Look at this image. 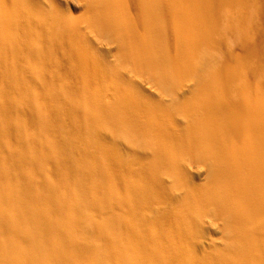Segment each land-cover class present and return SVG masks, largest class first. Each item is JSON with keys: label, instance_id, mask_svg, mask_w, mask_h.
<instances>
[{"label": "bare ground", "instance_id": "bare-ground-1", "mask_svg": "<svg viewBox=\"0 0 264 264\" xmlns=\"http://www.w3.org/2000/svg\"><path fill=\"white\" fill-rule=\"evenodd\" d=\"M76 1L75 10H84L95 26L109 32L119 42L117 54L121 62L128 63L132 57L135 59L133 72L139 71L142 64L152 71L154 75L150 81L159 86L162 101L155 102L154 107L139 106L132 94L117 90L126 103L120 104L119 109L111 105H95L91 99L93 90L108 94V86H112L105 70L108 65L95 61V73L89 70V61L83 57L84 50L75 46L76 31L72 30L75 26L82 27L83 17L71 15L67 7L69 0H0V41L4 49L9 52L17 50L9 44L7 37L19 36L32 41L61 37L82 56L79 66L84 73L82 83L85 87L79 92L85 103H77L57 88L48 96L56 110L65 108L77 132L85 133L81 146L67 136L59 140L71 171L62 173L66 161L57 158L55 142L50 140L38 141L40 148L37 150L26 147L19 158L20 164L33 169L39 179L34 175L29 177L30 185L27 184V175L23 174L27 178H23V182L14 178L16 182L12 179L14 183L10 188L4 186V172L0 167V264H50L45 260L44 252L57 264H81L78 261L81 254L93 259L94 264L112 261L105 252L90 256L89 243L84 237L79 239L80 235L96 230V240L102 250L110 246L114 248L118 243L110 230L113 226L124 228L117 210L126 201L114 194L112 199L106 200L103 193L89 188L91 180L104 185L109 179L105 176L109 170L119 172L112 175L118 183L129 184L131 190L127 202L139 199L140 205L160 216L155 220L143 218L138 224L143 240H152L161 248L160 254L135 245L138 252H146L159 264H247L244 258L249 260L248 264H264V107L260 103L263 94L256 93H263V89L252 88L257 80L263 83L259 78L263 77L264 71V30L254 24L251 26L246 19L251 12L249 3L258 4L261 0H130L137 16L134 20L129 19L131 29L122 28L115 22L112 12L117 3L114 0ZM228 7L241 12V16L228 18L229 27L236 24L245 31L240 39L242 57L239 58L232 52L225 53L222 46L224 34L221 26ZM256 10L252 11L258 17V25H264V12ZM142 32L146 34L145 39ZM130 43L135 49H131ZM191 46L202 52L204 49L218 50L223 61L221 64L203 59L198 64L195 62L196 70L190 72L192 84L183 99H179L171 88L172 72L189 74L187 64L195 59ZM155 49L158 51L154 52ZM238 59L246 62L244 70L250 78L241 85L240 76L239 79L235 76L232 66L238 63ZM33 82L36 86L40 84L39 80ZM29 83L21 82L23 87L15 88L17 103L10 101L5 107L11 108L19 103L21 108L33 111V122L39 123L37 128L42 131L45 127H41L40 122L47 118L41 104L34 100L27 88L24 89ZM162 85L168 88V104L163 101ZM173 109L177 111L178 119L172 114ZM189 109L191 114L187 113ZM77 117L84 120L83 125L77 122ZM122 119L127 132H123L120 126ZM105 125L115 131L116 137L129 138L127 134H132L130 149L134 154L140 153L137 156L143 163L142 168H134L120 158V155L124 156L120 145L116 140L107 141L108 136L105 138L101 132ZM46 126L48 130V124ZM143 134L156 135L162 143L154 147L142 139ZM26 144L27 141L24 147ZM172 150L196 154L206 170L204 181L190 187L186 197L181 199L180 203L186 204L183 210L173 208L175 194L164 190L165 167L175 165L169 157L168 151ZM96 151L109 156L113 153L119 164L114 161L108 166L98 164ZM49 167L59 175L56 180L48 173ZM37 180L39 184L35 187L33 183ZM226 187L231 189L235 198H231ZM165 194L168 197L161 201ZM100 198L107 201L106 206L98 203ZM194 206L211 210L219 221L215 226L222 231L218 238L206 232L209 243L203 252L205 261H192L181 250V242H176V237L180 241L178 236L191 239L192 232H188V227L174 228L175 237L162 230L158 236L149 235L144 229L152 222L156 226L168 225L170 215L177 217L176 221L188 223L186 219L194 216L191 213ZM114 209L116 211H112ZM71 211L78 212L79 219L73 220ZM95 233L87 235L95 237ZM122 242L131 248L130 238H124ZM118 260L122 264H137L127 256H120Z\"/></svg>", "mask_w": 264, "mask_h": 264}, {"label": "rangeland", "instance_id": "rangeland-1", "mask_svg": "<svg viewBox=\"0 0 264 264\" xmlns=\"http://www.w3.org/2000/svg\"><path fill=\"white\" fill-rule=\"evenodd\" d=\"M114 1L117 3V8L112 12L114 15L115 22L117 23L118 26L122 28L131 29L132 26L131 24H129V19L134 20L137 18L135 12L132 10L131 1L130 0H114ZM77 4L78 3L76 0H69V4L67 5L73 17H79V16L83 17L82 27L75 26L72 29L76 31L77 39L75 40V42L77 45L75 46L76 47L78 46L79 49L84 50L85 55L83 57L88 59L89 70L91 72L95 73L94 71L96 67L93 64V62L95 61L103 63L104 65L105 64L108 65L105 68V70L112 84V86L111 85L108 86V91H107L108 94L106 93L100 94L101 92L99 90H93L94 94L92 95L91 98L92 102L95 105H99V106L111 105L113 107H118L119 109V105L123 104L124 102L122 101L123 98L119 95V92H117V90L121 91L124 94L127 93L132 94L133 98L137 100L139 106L145 105L146 107H154L155 102H157L158 100L162 101L161 100L162 97L160 96V92L158 90L159 86L154 85L150 81L154 75L152 71L149 70V68L145 64H142L141 67L139 68V71L133 72L132 65L133 62H135V59L132 57H129L128 63L121 62L119 60V55H118L119 53L117 54L119 42L115 38H113V35H111L109 32L103 31L99 27L95 26L91 20V16L89 14H86L84 10H75L74 6H76ZM249 5H251L249 6L250 8L249 10L251 12L248 13L246 19L248 20L250 25L251 24H254V26L257 25L259 26V29L264 30V25L263 24L258 25L259 23L258 17L255 16L254 11H252L254 9L255 10L257 9L256 11H258L259 9L264 12V0H261L258 4H254L251 2L249 3ZM225 10H226L224 11L225 17H223V25L221 26L222 34H224L223 36L224 41L222 46L225 53L232 52L236 58H239L242 57L240 53L242 49L240 39L241 36H243V34L245 33V31L239 28L236 24H233V26L229 27L228 18L230 16L231 17L241 16V12L233 10L229 7L226 8ZM194 20L195 18H193V21ZM141 35L145 39L146 34L142 32ZM6 40L9 42V44H11L17 49L15 52L6 51L4 49L3 43L0 41V167L4 172V176L2 175V182L4 186L10 188L11 184L14 183L15 180L14 178L23 182V178H26L23 176V174L27 175L28 178L27 184L30 185L29 177L36 175L33 169L26 167L20 164L19 162V158L24 154V150L26 147L31 150H37L40 148V147L38 148V143H37L38 141L50 140L52 142H55V147H56L55 154H57V158L65 162L67 158L61 151L59 140L63 139V136H67L72 138V140L75 142L76 145L81 146L83 140L82 137L84 138L85 133L80 131L77 132L78 130L76 129V127H74L73 123L71 122V119L65 108L56 110V108L54 107L55 105L52 106L53 105L51 103L52 101L48 97L49 94L52 93L51 91L57 88L61 94L66 95L67 97L70 96L71 98L76 100L77 103L78 102L85 103V100L83 97L79 96V92L83 90L84 87V84L82 83V74L84 73L81 67L79 66V61L82 56L80 57L79 52L77 50H74L69 42L63 41L61 37L58 38V36L55 37L53 40H49L45 38L41 40L38 39L32 41L27 39L25 40L19 36L7 37ZM130 47L131 49H135L133 43H130ZM192 48H193L192 52L195 53V59L193 60V62L189 61L187 64V69L189 70V74L182 75L176 73L175 71L172 72L173 80H172L171 88L174 94H176L179 97V99H183V96L187 94L190 88V84H192V81L190 82V80H193L191 79L193 78V75L192 74L190 75V72L191 70L192 71L196 70L194 69L193 66L195 62L198 64L203 59L204 61L209 60L212 63L216 62L221 64L223 61V58L218 50L204 49L205 52H202L201 50L196 49L194 46ZM24 49H30V51L25 52ZM155 51L158 50L155 49L154 52ZM90 62H92V64H90ZM251 62L255 63V60H252ZM244 64H246V62L243 59H238V63L232 65L235 76L236 77L240 76V79L238 77V79L241 80L240 85L242 83L245 84L248 81V79H250L248 74L244 70L245 67ZM248 64H250V62H248ZM118 73L120 74V76ZM259 79H261L263 83H260V81L258 80L257 81L252 80L253 82L256 81L255 83H253L254 85L252 84V88L254 89L255 87L254 90H261L262 88L263 91L261 90V92L263 93H259L260 91L258 92L256 91V93H258V95L263 94L262 96H264V85H263L264 71H263V77H260ZM32 80L34 81L39 80L40 84L42 85L39 84L38 86H36L34 82L33 84L31 83ZM28 81H30V83L28 85H25L24 89L27 88L29 90V93L34 98V100L37 101V103L41 104L45 112V116L47 118L46 121L44 120L43 122H40V126L45 127V129H42V131H40L39 128H37L39 127L38 125L39 123L35 124L33 122V117L31 113L33 111L26 109L24 107L21 108V104L19 103L12 105L11 108L5 107V105L8 104V102L10 101L13 104L16 102L17 93L15 91V88L23 87L21 85V82L24 83ZM113 85L115 87H113ZM160 88L161 91L163 92V101H165V104H168L169 101H167V99L169 98V96H167L166 94L168 93V88H166L163 85ZM262 96L260 103L264 107V97ZM191 111L192 110L189 109L187 113L191 114L192 113ZM93 112H95V110H93ZM176 112L177 111L173 109L172 114L175 116L176 119H178L176 117L177 115H175ZM77 118H78L77 122H79V124L84 123V120H81L79 117ZM47 124L49 128L48 130L46 126ZM90 124H92V122H90ZM172 125L173 124H171V126ZM120 126L123 128V132H127L124 131V128L126 127V123L123 119L120 122ZM101 132L104 133L103 136H105V138H107L108 136L107 141L116 140V142L120 145L121 151L123 152L124 155V156L120 155V158H122L126 162H130L129 165H132L134 168L139 169L143 167V163L138 158L140 153L134 154V152L130 149V143H133L132 142L133 138H131L133 137L131 136L132 134L129 135V133L128 134L124 133L127 134V136H130L129 138L128 137L126 138L125 136L123 137L124 139L122 137L121 138L116 137L114 134L115 131L113 132L110 129V126L108 125H105L104 128H102ZM142 139L148 142V144L151 143V145L153 146L154 145L158 146V144L162 143L159 142L156 135L143 134ZM26 141L27 144L24 147L23 144ZM168 152H169V157L171 158V160L175 162V165L165 167L166 175L163 180L164 190H166L167 193L171 192L175 194L173 195L175 198L172 204L173 208H181L183 210L186 204L180 203L181 199L186 197V192L190 191V187H193L198 184L200 185L204 181L203 178L206 175V170L204 166H201L202 164L199 162L200 160L199 157H197L196 154L194 153L188 154V151L186 150H182L181 153L180 150L178 151L172 150ZM95 154L97 157L98 164L102 166H108L110 165L109 163H113V161L114 162L118 161L113 153H111L112 155L109 156V155H103L100 152L96 151ZM175 160L177 161V163ZM65 164L67 166L62 167V173L67 174L69 170L71 171V169H69L70 166H68L67 161L65 162ZM123 165H126V163H123ZM47 171L52 176L53 180H56L55 177L57 178L59 177V175H56V173L53 172L50 167L48 168ZM114 174L118 175L119 172L115 171L113 173L112 170L106 172L105 176L106 178L109 179L105 181L104 185L97 184V181L91 180L89 182L90 185L89 188L90 189L93 188V190L98 191V193H103L104 198L106 200L112 199L114 194L118 197L119 196L122 197L123 200L126 201L124 204H122L119 210H117L119 211L123 224L126 227L124 226V228H119L113 226L112 229L110 230L112 232L110 233L115 238H117L116 240L118 241V243L114 246V248L110 246L108 248L105 247V250H102L98 245L99 244L98 240H96L97 239L96 230L94 231L90 230L91 233L89 232L90 235L96 232L95 237L88 236L89 235L88 233H87L88 235L86 234L87 235L86 236L84 233L83 235L79 236V239L82 240L85 238L84 241H87L89 243L88 250L91 254L90 256H99L103 252L107 254L109 253L108 255H110L112 261H109L108 264H122L118 260V257L120 256L121 257L127 256L137 264H159L158 261L151 259L146 252L143 251L138 252L137 250H135L134 246L139 245L141 248L145 249L146 251L149 250L150 252L160 254L161 248L153 244L151 242L152 241L151 239H150L151 241L145 239L143 240V238L141 237L142 235V231L140 230L141 226L138 225L139 221L144 220L143 218H147V219L152 218V220H155L157 217L160 216L158 213L157 215L152 214V212L145 209L144 205L142 204L140 205L139 199H129L128 200L129 203H128L126 198L131 188L129 184L124 185L122 183H118L116 179L112 177V175ZM123 174L129 175L128 172H124ZM38 180L33 183L35 187H37V185L39 184ZM58 180L59 179H57V181ZM225 189L229 192L231 198H235L234 193L231 191V189L227 187ZM113 191L116 194L113 193ZM165 196L166 194L163 197H161V201L164 200ZM104 198L103 199L100 198L98 202L103 207L107 205V201L104 200ZM198 199L201 198L198 197ZM159 201L160 199L158 200V202ZM238 204H240V201L238 202ZM128 205H131V207H129ZM135 208L138 209L137 210L138 212H136ZM112 211H116V209ZM134 212L136 213L134 214ZM191 213L194 216H192L191 219L190 216L187 218L188 220L186 219L188 223L185 224L186 225L189 224L187 226H184L185 224L183 223V220L181 221L178 219V221H176L177 217L175 216L172 217L170 215L168 217V220L170 222L168 225L156 226L152 222L151 224H147V226L144 228L145 232H147L149 235L151 234L153 236H158L160 230H162L170 233L172 237H175L174 228L175 229H177V227L189 228L190 226L189 228L190 230L188 228L187 230L188 232L189 231L192 232L190 234L191 239L187 238L186 240H184L185 238L184 236H178L180 241L176 237L177 239L176 242L177 241L178 243L181 242L180 243L181 245L179 244L181 246V250H183L185 254L188 255V257H191L193 259L192 261L194 260L196 261L197 259L201 261V259L203 260L204 250L208 249L207 246L209 241L208 239H206L208 238V235H215L216 238H218L219 236H221L222 231L220 230L219 227L215 226L219 221L214 216V214L211 213V210H209L208 208H205L203 206H194V210ZM70 214L73 220L79 219L78 212L71 211ZM175 225L176 227H174ZM206 232L207 233L209 232L208 235ZM127 237L132 240L131 248H129L130 245H126L128 246V249L122 242V239L124 238L126 239ZM40 251H42V249ZM46 254L48 253L47 252L43 253V256L45 257L46 261H48L50 264H57V262H54V260L51 257L49 259ZM112 256L114 257L112 258ZM116 256L117 258H115ZM92 260L93 259H89L85 257L83 254H81L78 257V261L81 264H94L95 262H93ZM244 260H245L244 263L248 264L249 260L246 258H244Z\"/></svg>", "mask_w": 264, "mask_h": 264}]
</instances>
